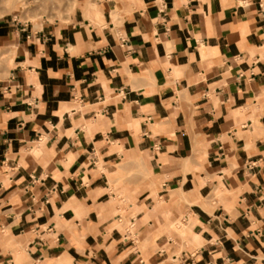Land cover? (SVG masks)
I'll return each mask as SVG.
<instances>
[{
    "label": "crops",
    "instance_id": "obj_1",
    "mask_svg": "<svg viewBox=\"0 0 264 264\" xmlns=\"http://www.w3.org/2000/svg\"><path fill=\"white\" fill-rule=\"evenodd\" d=\"M0 264H264V0L0 15Z\"/></svg>",
    "mask_w": 264,
    "mask_h": 264
},
{
    "label": "rangeland",
    "instance_id": "obj_2",
    "mask_svg": "<svg viewBox=\"0 0 264 264\" xmlns=\"http://www.w3.org/2000/svg\"><path fill=\"white\" fill-rule=\"evenodd\" d=\"M76 2L77 0H0V15L35 26L43 22H64L74 12ZM172 228L178 230L177 224H173ZM158 248L155 246L154 250Z\"/></svg>",
    "mask_w": 264,
    "mask_h": 264
},
{
    "label": "bare ground",
    "instance_id": "obj_3",
    "mask_svg": "<svg viewBox=\"0 0 264 264\" xmlns=\"http://www.w3.org/2000/svg\"><path fill=\"white\" fill-rule=\"evenodd\" d=\"M23 1V0H22ZM24 4V3H23ZM72 6V5H71ZM75 7V6H74Z\"/></svg>",
    "mask_w": 264,
    "mask_h": 264
}]
</instances>
